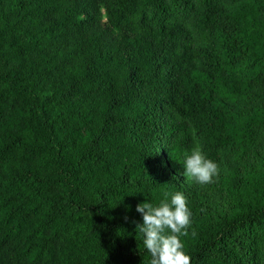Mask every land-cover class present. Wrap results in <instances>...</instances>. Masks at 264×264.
Wrapping results in <instances>:
<instances>
[{"label":"trees","instance_id":"16d2710c","mask_svg":"<svg viewBox=\"0 0 264 264\" xmlns=\"http://www.w3.org/2000/svg\"><path fill=\"white\" fill-rule=\"evenodd\" d=\"M177 191L191 264H264V0H0V264H150Z\"/></svg>","mask_w":264,"mask_h":264},{"label":"clouds","instance_id":"9594fccd","mask_svg":"<svg viewBox=\"0 0 264 264\" xmlns=\"http://www.w3.org/2000/svg\"><path fill=\"white\" fill-rule=\"evenodd\" d=\"M184 174L199 184L211 183L218 173V165L207 158L199 148L184 157ZM137 213L142 223L137 229L142 235L143 246L151 254L150 264H191L185 252L181 236L191 223V210L183 192L177 191L154 205L150 202L138 204Z\"/></svg>","mask_w":264,"mask_h":264}]
</instances>
